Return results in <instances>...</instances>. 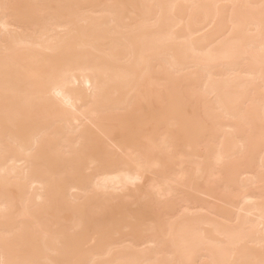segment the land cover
<instances>
[{"label":"bare ground","instance_id":"obj_1","mask_svg":"<svg viewBox=\"0 0 264 264\" xmlns=\"http://www.w3.org/2000/svg\"><path fill=\"white\" fill-rule=\"evenodd\" d=\"M0 264H264V0H0Z\"/></svg>","mask_w":264,"mask_h":264}]
</instances>
